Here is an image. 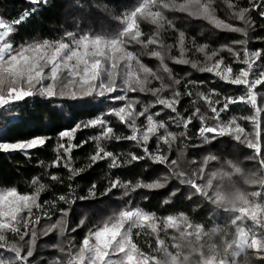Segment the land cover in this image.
Returning <instances> with one entry per match:
<instances>
[{
    "label": "snow or ice",
    "instance_id": "obj_1",
    "mask_svg": "<svg viewBox=\"0 0 264 264\" xmlns=\"http://www.w3.org/2000/svg\"><path fill=\"white\" fill-rule=\"evenodd\" d=\"M29 3L40 5L47 0ZM97 7L111 13L107 5ZM221 8L235 22L221 18ZM39 10H25L12 22L0 18V110L10 111L32 98L49 103L99 101L103 105L109 101L111 105L59 132L55 159L46 166L39 162L45 171L31 179L32 191L0 188V264H249L253 259L264 264V48L249 47L250 34L258 27L264 29L252 16L254 12L264 19V0H247L246 6L239 0H137L113 17L120 27L111 33L66 31L57 39L15 44L11 37ZM171 12L205 20L241 38L210 50L195 37L189 41L169 19ZM145 22L154 26L150 33L142 30ZM169 29L177 33L173 44L163 38ZM256 39L264 42V37ZM174 49L178 55L172 54ZM196 54L203 59L192 58ZM145 57L158 63L149 66ZM170 64L210 73L240 86L241 94L224 95L215 88L201 91L206 81L193 79L191 72L177 78ZM237 104L248 106L251 114L225 119ZM50 111L57 114L56 106ZM241 121L251 124V131ZM193 126L198 143L190 135ZM119 127L129 130L128 134L118 132ZM87 129L96 134L74 143L76 133ZM223 137L252 150L246 159L258 167L246 169L242 161L212 153L200 160L187 159L189 149L198 150ZM49 139L0 141V151L28 154L45 147ZM90 142L95 146L93 153L85 166L75 167L74 150ZM114 142H130L132 150H109ZM99 162H106L110 170L143 162L144 171L149 164L163 166L165 171L151 181L124 180L113 173L99 194L93 183L86 195H77L71 182ZM61 168L68 172L66 191L42 200L41 194L53 185H64V178L57 174ZM173 184L163 206L170 207L184 196L189 202L201 201L213 215L229 214L230 223L207 227L185 211L158 215L134 203L138 190L156 191ZM242 184L256 190L246 191ZM114 194L121 201L118 209L91 227L87 213L73 225L78 202L111 199ZM78 231L84 232L79 241ZM52 235L57 242L51 247L59 255L37 258L38 240ZM140 237L147 251L138 243Z\"/></svg>",
    "mask_w": 264,
    "mask_h": 264
},
{
    "label": "trees",
    "instance_id": "obj_2",
    "mask_svg": "<svg viewBox=\"0 0 264 264\" xmlns=\"http://www.w3.org/2000/svg\"><path fill=\"white\" fill-rule=\"evenodd\" d=\"M137 0H47L46 4L33 5L29 0H0V18L8 22H12L20 16L25 10H30L33 7H38L40 10L34 15H31L23 24L19 26L18 32L11 37L15 44H20L26 41L42 40V39H57L66 31L88 32L93 33H111L117 30L119 22L113 19L114 16L120 15L125 9L132 7ZM241 6H246L247 0H239ZM97 5H107L111 13L105 12ZM221 18L227 19L230 22L231 17L227 13L226 8H221L218 11ZM169 19L173 20L176 27L186 33L188 40L196 38L200 44H208L211 49L219 48L222 45L229 44L232 40L240 39L239 34L222 32L213 28L207 21L195 19L187 16L185 13L171 12L168 13ZM258 25H264V19H260L256 13H252ZM154 26L143 23L142 30L145 33H150ZM177 33L171 29L163 33L165 43H175ZM256 37H264V29L257 28L255 32L250 34L251 49L264 48V42L256 39ZM173 55H178V50H173ZM226 58L227 53H224ZM192 58L203 59L201 54H196ZM144 62L149 66L155 67L158 63L154 58L145 57ZM229 62H231L229 60ZM177 78L182 77L185 73L191 72L193 79H202L206 81L205 85L200 89L207 91L215 88L224 95L241 94L240 86L229 85L218 78H215L210 73H199L186 65H171ZM235 67V66H234ZM143 98V97H141ZM56 106V113L53 114L50 109ZM111 102L104 101L103 105L97 101L91 103L87 101H54L52 103L43 101L39 98H32L27 103L15 105L10 111L0 110V141L17 142L28 140L36 136H45L50 138L47 145L40 149L29 150L28 154L20 151L2 152L0 151V188L16 187L21 193L30 192L31 179L40 175L45 171V167L40 165V161L44 165L51 163L55 159V148L60 141L59 132L74 127L80 121L94 118L101 111H104ZM188 106L187 99L184 101V107ZM159 107V106H158ZM251 110L244 104L231 106V110L224 118L230 116L250 115ZM118 123V122H115ZM243 126L251 131V124L241 121ZM118 132L128 134L127 129L123 127L117 128ZM96 130L87 129L76 133L74 143H79L95 135ZM190 135L193 140L196 138V127L190 128ZM94 144L89 143L83 148L75 149L73 152V160L75 167H83L87 163L88 156L94 151ZM109 150L112 151H130L132 150L130 142H114ZM212 153L221 159H233L243 162L246 169L255 170L258 166L246 158L253 154L252 150L247 149L243 145L235 142L229 137H223L211 145L202 146L198 150L189 149L187 159L200 160L203 156ZM145 164L143 162L128 166L119 170H110L106 162H99L91 169H88L80 176L72 181V186L77 189V195H86L87 189L96 183L98 194L107 187V178L114 173L124 180H133L142 177L146 181H151L165 171L163 166L148 165V171H144ZM49 171L57 172L56 169ZM57 174L64 178V185H53L49 191L42 193V200L53 199L55 195L63 194L66 191L68 184L66 169H59ZM45 183H48L45 180ZM175 187L171 185L167 189L156 191L138 190L133 194L134 203H139L146 210L155 211L158 215H167L176 211H185L196 222H204L207 227L213 226V223L220 224L222 227L230 223L229 214L213 215L209 211V207L201 201L196 200L189 202L184 196L176 198L172 206H163L162 201L168 193ZM246 191L256 190L247 185H241ZM185 192L187 190L185 189ZM118 194L109 198H98L78 202L75 206L76 215L72 217V223L75 225L79 219L87 213L89 227L102 217L110 214L112 209H118L121 206V201L115 197ZM147 195L148 199L143 197ZM166 209V210H165ZM86 231V229H85ZM84 235L83 231H78L75 236L79 241ZM9 239H13L9 234ZM57 242V237H42L37 242V258L44 257L45 260H50L59 253L54 250L51 245ZM219 245V240L215 241ZM138 243L147 251L144 243V237L138 238ZM249 264H256V261L250 260Z\"/></svg>",
    "mask_w": 264,
    "mask_h": 264
},
{
    "label": "rangeland",
    "instance_id": "obj_3",
    "mask_svg": "<svg viewBox=\"0 0 264 264\" xmlns=\"http://www.w3.org/2000/svg\"><path fill=\"white\" fill-rule=\"evenodd\" d=\"M250 223V222H249ZM241 264H242V261H241Z\"/></svg>",
    "mask_w": 264,
    "mask_h": 264
}]
</instances>
